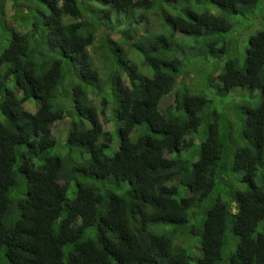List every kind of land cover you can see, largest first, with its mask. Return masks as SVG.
<instances>
[{
    "label": "trees",
    "instance_id": "1",
    "mask_svg": "<svg viewBox=\"0 0 264 264\" xmlns=\"http://www.w3.org/2000/svg\"><path fill=\"white\" fill-rule=\"evenodd\" d=\"M166 262L264 264V0H0V264Z\"/></svg>",
    "mask_w": 264,
    "mask_h": 264
},
{
    "label": "rangeland",
    "instance_id": "2",
    "mask_svg": "<svg viewBox=\"0 0 264 264\" xmlns=\"http://www.w3.org/2000/svg\"><path fill=\"white\" fill-rule=\"evenodd\" d=\"M248 21H252L251 22V27L249 26V30H241L242 28L241 26L237 25L232 31H230L228 34L229 35H233V33H242L239 34L240 36V48L244 47V42L246 41V39L248 38L249 34H254L257 30L262 29L263 27H260L259 24L256 23V20L254 21V17H249L247 19ZM152 22V21H151ZM150 23V20H149ZM151 24V23H150ZM179 58H182V53L180 52L179 54ZM216 69H214V73ZM129 86L130 84L127 83ZM113 98V96H111ZM172 102V95L166 97L163 101H162V108H166V106H169ZM66 125L64 122L62 121H57L53 126H52V133L54 135V137H58L62 134L63 130L65 129ZM257 181V180H256ZM243 188V187H242ZM73 189L70 188V192H69V196L71 195V191ZM177 231H180L179 229ZM181 232V231H180ZM184 232H181L180 234H178L177 232V236L175 238L174 244L181 246L182 248H184L185 250L188 251V253L193 256L194 260H196L199 256H200V252H199V247H200V238L199 237H192L190 235H186L183 234ZM236 245H232L229 249H234ZM193 259L191 260V263L194 261ZM165 264H175L173 262H166Z\"/></svg>",
    "mask_w": 264,
    "mask_h": 264
}]
</instances>
